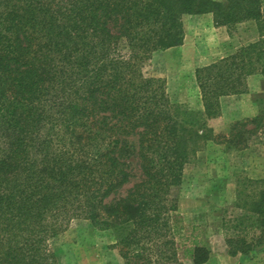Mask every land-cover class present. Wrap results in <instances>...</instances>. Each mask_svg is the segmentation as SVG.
<instances>
[{
    "label": "trees",
    "instance_id": "16d2710c",
    "mask_svg": "<svg viewBox=\"0 0 264 264\" xmlns=\"http://www.w3.org/2000/svg\"><path fill=\"white\" fill-rule=\"evenodd\" d=\"M202 14L215 27L253 22L257 39L195 70L193 111L142 66L181 46L186 17ZM256 73L264 83L262 0H0V264H58L50 243L71 220L110 231L124 264H183L172 192L211 137L220 98L245 93ZM254 101L257 115L218 144L264 150V95ZM133 158L138 181L119 195ZM256 184L229 256L264 246V177ZM190 239L182 257L206 263L207 245Z\"/></svg>",
    "mask_w": 264,
    "mask_h": 264
},
{
    "label": "rangeland",
    "instance_id": "374dc122",
    "mask_svg": "<svg viewBox=\"0 0 264 264\" xmlns=\"http://www.w3.org/2000/svg\"><path fill=\"white\" fill-rule=\"evenodd\" d=\"M262 5L264 10V0ZM218 28L221 29L211 28L207 16H187L181 46L156 51L143 64L142 73L145 77L164 81L165 92L173 105L193 111L202 110L195 70L214 63L257 39L253 22ZM250 77L261 80L260 84L257 80L253 82L243 93L251 94L250 101L226 103L229 110L227 114L220 111L218 117L208 120L207 127L211 130V137L203 142L195 157L184 167L182 182L172 192L177 198L180 222L175 242L182 262L190 260L182 255L185 248L190 246L192 236H197L198 241L207 245L210 257L229 256L226 239L245 235L239 225L243 216L250 214V204L261 189L256 182L263 178L258 175L256 177L254 172L263 168L264 150L256 140L248 148L234 151L225 144H218L215 137L221 136L220 140H223L234 122L245 120H234L233 111L248 113L250 104L258 111L254 100L259 94L264 95V83L262 76L257 73L248 78ZM128 140L132 148L137 146L136 136H131ZM256 144L260 147L255 146ZM135 160H131L130 166L133 178L119 190V195H124L126 189L138 181L140 169ZM114 243L110 231L97 230L85 220H71L63 233L53 239L50 245L58 264H124L118 249L113 247ZM238 255L241 254L236 256ZM215 261L211 259L204 264L238 262H226L224 258L217 259V263ZM262 262L264 264V260Z\"/></svg>",
    "mask_w": 264,
    "mask_h": 264
},
{
    "label": "crops",
    "instance_id": "0c3cea01",
    "mask_svg": "<svg viewBox=\"0 0 264 264\" xmlns=\"http://www.w3.org/2000/svg\"><path fill=\"white\" fill-rule=\"evenodd\" d=\"M199 17L200 16H203V17H208V21L210 20L211 22V28L214 30V29H221V28H216L214 25H213V19H212V15L211 14H203V15H198ZM198 19H201V18H198ZM227 39V38H226ZM256 78L254 77H250L248 78L246 81L247 83V87L249 88V86H251V84L253 82H256ZM261 80H257V83L260 84ZM249 92H252V91H249ZM251 99V94L248 93V94H242V95H239V96H236V95H231V96H225V97H221L219 102H220V111L223 113V114H227V112L229 110H227L228 108L226 107V103H231V102H237L240 100V102H249ZM249 112L248 113H244V111H233L232 114H234V120H240V119H251L253 117H255L257 115V110L256 108L250 104L249 105ZM231 113V112H230ZM233 119V118H232ZM255 146H258L260 147L258 144H256ZM262 169V171H261ZM258 172V174H256L257 172H254V174L258 175V177L260 178H263V174H264V162H263V168L260 167V169L256 170ZM225 259L226 262H236V260L238 261L236 264H263L262 260H264V246L261 247L260 249L258 250H255L254 252L250 253L249 255L247 256H243V255H238V256H234V257H230V256H227V255H214V256H210L208 261L206 263H209L211 261V259H216L215 263H217V259ZM236 259V260H234ZM183 264H193L191 260H187V261H183Z\"/></svg>",
    "mask_w": 264,
    "mask_h": 264
}]
</instances>
